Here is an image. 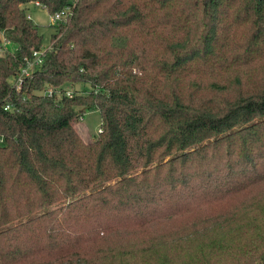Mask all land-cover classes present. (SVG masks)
Returning <instances> with one entry per match:
<instances>
[{"label":"trees","instance_id":"16d2710c","mask_svg":"<svg viewBox=\"0 0 264 264\" xmlns=\"http://www.w3.org/2000/svg\"><path fill=\"white\" fill-rule=\"evenodd\" d=\"M30 3L70 15L17 88ZM0 34V264L264 263V0H0Z\"/></svg>","mask_w":264,"mask_h":264},{"label":"rangeland","instance_id":"374dc122","mask_svg":"<svg viewBox=\"0 0 264 264\" xmlns=\"http://www.w3.org/2000/svg\"><path fill=\"white\" fill-rule=\"evenodd\" d=\"M25 8L30 19L38 27L39 33L43 37V49H47L50 44L51 35L55 30V28L52 27V25L54 26L55 24L52 23L51 16L44 10V8L37 7L33 3L27 4ZM15 47L14 44L4 41L2 34H0V55H3L5 52H13ZM81 86L85 87L86 91L90 90V87L87 84H65L62 86V89L72 93L80 92L83 91ZM100 127V116L97 111L85 113L75 125L79 135L86 142L92 141L97 137Z\"/></svg>","mask_w":264,"mask_h":264},{"label":"built area","instance_id":"2783aa9c","mask_svg":"<svg viewBox=\"0 0 264 264\" xmlns=\"http://www.w3.org/2000/svg\"><path fill=\"white\" fill-rule=\"evenodd\" d=\"M35 6L40 7L38 3H34ZM69 8L64 9L63 11L56 13L51 16L52 23L56 24L58 22H63L69 17ZM44 54V49L41 51H35L32 53L31 57L25 60V66L20 70L17 78L15 79V86L20 87L22 80L25 77H28L35 69H37L42 61V56ZM54 93L52 88H46L44 94L51 96ZM67 97H71V92H66ZM5 110L7 108H4ZM100 130H98L99 133ZM264 264V263H263Z\"/></svg>","mask_w":264,"mask_h":264}]
</instances>
